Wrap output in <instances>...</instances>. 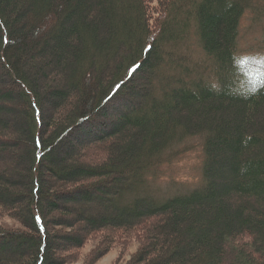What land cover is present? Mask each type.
<instances>
[{
  "label": "trees",
  "instance_id": "16d2710c",
  "mask_svg": "<svg viewBox=\"0 0 264 264\" xmlns=\"http://www.w3.org/2000/svg\"><path fill=\"white\" fill-rule=\"evenodd\" d=\"M247 11L264 25V0H0V149L20 167L0 174V220L21 225L0 222V264H67L97 231L136 230L113 264H264V71L239 66ZM255 43L264 58V31ZM194 136L200 181L157 199L150 176Z\"/></svg>",
  "mask_w": 264,
  "mask_h": 264
},
{
  "label": "rangeland",
  "instance_id": "374dc122",
  "mask_svg": "<svg viewBox=\"0 0 264 264\" xmlns=\"http://www.w3.org/2000/svg\"><path fill=\"white\" fill-rule=\"evenodd\" d=\"M263 31L264 25L262 22L256 23L255 19L251 17V14L247 11L240 20L238 39L239 54L242 55L243 60L247 62H243L242 64L239 63V66L246 67L245 70L251 74L264 71V58L255 48V42ZM188 54L190 57H186L187 60H189L191 56L194 57L193 54ZM193 59L194 58H192V60ZM108 101V106L109 104H115L116 108V103L118 104L120 102V98L117 100L111 98ZM106 119L112 121L114 116H108ZM101 121L103 120L101 119ZM9 137L7 132L0 131V140H5ZM95 146L103 147L105 144H98ZM175 150H177L176 153L180 154L173 156L170 159L171 162L162 163L156 170L157 173L155 171V173L150 176L151 192L157 199H164L175 194L189 191L200 181L201 163L203 159L200 138L197 136L186 138L175 146ZM16 155L17 149L14 146L0 149V174L3 176L7 174L11 178H14V176L15 178L18 177L20 167L13 164ZM16 207L18 208V206ZM73 208L75 211L84 209V214H87L91 212V210L98 208V202L94 200L90 202L89 205H75ZM73 215H75V213H73ZM73 215L70 214L66 217L71 218ZM0 222L11 228H21L19 222L16 219L10 218L6 212L1 216ZM82 225V223H78L77 226L80 227ZM107 235L114 237V239H107ZM142 236L143 234L139 233L137 230L131 234L130 239L125 237L121 238L122 235L117 232L97 231L88 237L82 247L69 250L71 253L68 254V259L71 262L67 264L122 263L139 248V242H141ZM16 255L17 254H15V258L11 259H14L16 264H20V260ZM3 257V255H0V259Z\"/></svg>",
  "mask_w": 264,
  "mask_h": 264
}]
</instances>
